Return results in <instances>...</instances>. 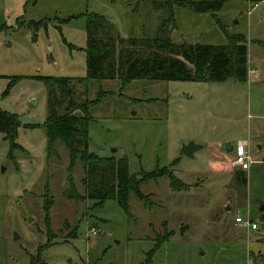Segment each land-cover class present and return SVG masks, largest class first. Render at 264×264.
<instances>
[{
	"label": "rangeland",
	"instance_id": "obj_1",
	"mask_svg": "<svg viewBox=\"0 0 264 264\" xmlns=\"http://www.w3.org/2000/svg\"><path fill=\"white\" fill-rule=\"evenodd\" d=\"M175 1L200 0H0V110L19 121L16 149L0 133V264H264V0L207 14ZM92 13L122 38L164 28L175 44L217 45L225 33L247 41L244 83L142 80L122 91L117 80L89 82L88 100L104 96L89 106V151L125 158L136 179L167 169L182 186L171 189L168 176L141 182L153 206L130 193L129 216L113 200L66 199L69 176L83 194L82 166L68 171L60 142L57 156L46 153L48 91L38 78L86 77L83 15ZM190 142L202 147L193 158L180 152ZM243 143L254 162L239 173L226 146Z\"/></svg>",
	"mask_w": 264,
	"mask_h": 264
},
{
	"label": "trees",
	"instance_id": "obj_2",
	"mask_svg": "<svg viewBox=\"0 0 264 264\" xmlns=\"http://www.w3.org/2000/svg\"><path fill=\"white\" fill-rule=\"evenodd\" d=\"M229 0H213L210 3L180 2L178 6L189 7L195 13L207 14L221 10ZM86 22V77L84 78H38L44 81L47 94V116L44 123L47 157L57 156L55 143L60 142L69 159L68 171L72 172L77 162L82 166L83 177L80 184L83 194L76 189L71 176L64 197L74 201H92L95 207L113 200L129 216L128 198L132 193L145 207L153 205L150 195L142 194L141 182L169 178L171 189L179 191L181 184L167 169H156L143 173L140 179L129 174L125 158H100L89 151L88 125L92 120L89 106L97 104L88 100L87 87L91 81L120 82L124 91L133 81H177L197 83H223L227 81L244 83L247 81V41L241 34H224L220 44H175L163 28L150 37H119L106 20L98 14L83 15ZM264 46V43H262ZM15 82V81H13ZM12 82V83H13ZM85 92L77 96V87ZM12 84L3 93L5 97ZM101 93V92H100ZM141 102V100H135ZM157 98L145 102H156ZM144 102V101H143ZM17 116L0 110V133L9 142L11 150L16 149ZM10 150V151H11ZM238 181L246 185V179L236 174ZM46 196V192L44 194ZM45 197L46 220L52 201ZM155 252V248H153ZM153 254V253H152ZM31 264H44L33 259ZM148 264V263H145Z\"/></svg>",
	"mask_w": 264,
	"mask_h": 264
},
{
	"label": "built area",
	"instance_id": "obj_3",
	"mask_svg": "<svg viewBox=\"0 0 264 264\" xmlns=\"http://www.w3.org/2000/svg\"><path fill=\"white\" fill-rule=\"evenodd\" d=\"M258 5L255 4L253 9L256 8ZM252 159L251 156L249 154L248 151H245L244 146L240 145L237 148V153L236 156L234 158V160L232 161V166L236 167L239 169V171L241 172H246L249 170V167L252 163ZM235 222L241 226H244L247 229L250 230H257V225L253 224L251 221H243V219L241 218H236ZM93 234H95V232H93Z\"/></svg>",
	"mask_w": 264,
	"mask_h": 264
},
{
	"label": "water",
	"instance_id": "obj_4",
	"mask_svg": "<svg viewBox=\"0 0 264 264\" xmlns=\"http://www.w3.org/2000/svg\"><path fill=\"white\" fill-rule=\"evenodd\" d=\"M264 15V13H263ZM199 148V146L195 145L194 143L190 142L188 144H183L181 146L180 152L181 154H183L184 156L188 157V158H192L193 157V153L194 151ZM227 148V147H226ZM263 210V208L260 209V212ZM183 232V229L181 230Z\"/></svg>",
	"mask_w": 264,
	"mask_h": 264
},
{
	"label": "crops",
	"instance_id": "obj_5",
	"mask_svg": "<svg viewBox=\"0 0 264 264\" xmlns=\"http://www.w3.org/2000/svg\"><path fill=\"white\" fill-rule=\"evenodd\" d=\"M247 68H248V66H247ZM248 73H249V70H248ZM247 77H248V75H247ZM193 143V142H192ZM195 144V143H194ZM246 143H243V144H241L242 146H244L245 148H246V146L248 147V144H246ZM186 145V144H185ZM195 145H197V144H195ZM197 146H199V148H197L195 151H194V153H193V157H194V155H195V153L197 152V150H200V149H202V147L200 146V145H197ZM227 148V152H234L235 151V153H237V150H236V148L234 149L233 147H231L229 144H227V146H226ZM239 146H237V148H238ZM256 150L257 151H261L262 150V145H256ZM248 152H249V150H247ZM250 154V153H249ZM234 156H236L235 154H234ZM251 156V155H250ZM192 157V158H193ZM235 158V157H234ZM251 159L253 160V162H254V158L251 156ZM234 160V159H233ZM232 160V161H233ZM247 172V171H246ZM246 172H241V171H239V173H246ZM244 175V174H243Z\"/></svg>",
	"mask_w": 264,
	"mask_h": 264
}]
</instances>
